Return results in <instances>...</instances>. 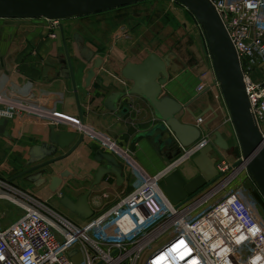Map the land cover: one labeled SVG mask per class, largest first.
Returning a JSON list of instances; mask_svg holds the SVG:
<instances>
[{
	"label": "built area",
	"instance_id": "1",
	"mask_svg": "<svg viewBox=\"0 0 264 264\" xmlns=\"http://www.w3.org/2000/svg\"><path fill=\"white\" fill-rule=\"evenodd\" d=\"M211 1L238 51L251 110L264 135V0ZM43 19L52 30L61 25V19ZM256 71L263 74L262 80L253 77ZM213 73L215 79L204 90L220 89ZM8 93L0 91V117L18 115L29 105ZM202 129V138L183 148L179 157L196 156L214 139L208 129ZM103 146L130 164L111 139L103 140ZM235 162L230 163L227 152L221 150L217 166L223 175L216 184L226 185L241 170ZM148 176L133 175V191L88 219L69 215L0 178V200L23 211L10 224L0 226V264H158L162 257V264H264V211L245 195L250 188L234 190L192 220L190 205L203 192L194 201L176 206L159 185L164 176Z\"/></svg>",
	"mask_w": 264,
	"mask_h": 264
},
{
	"label": "crops",
	"instance_id": "2",
	"mask_svg": "<svg viewBox=\"0 0 264 264\" xmlns=\"http://www.w3.org/2000/svg\"><path fill=\"white\" fill-rule=\"evenodd\" d=\"M147 1L150 0L115 9L127 11L126 8L144 4ZM97 14L101 12L63 19L65 21L61 23L70 43L73 44L74 33L79 32L85 37L86 44L95 51L93 60L84 62L70 44L76 83L72 78L55 77L56 72L62 67L58 59L65 58L66 54L64 48L59 45L60 41L54 35V30L47 26L43 18L31 19L34 20L32 26L25 30L9 29L5 35L0 32V54L4 59V64L0 63V91L11 90L14 93L12 97L29 104L18 115L9 117L7 129L11 137L0 135V175L38 198L52 202L57 208L74 217L77 216L60 204V198L63 195H69L76 200L79 195L89 189L98 167L106 165V161H96L97 151L102 149L112 152L103 146V140L109 138L120 148L130 152L134 135L139 131L150 129L159 122L149 101L138 94H127L122 97L118 102V111H112L106 107L105 102L111 93L126 91L132 86V82L122 76V69L126 63L128 61L141 62L150 53L141 61L132 59L121 62L116 53L121 51L119 46L112 45L109 52L113 53L110 54L113 60L109 59V54L103 56L99 53L100 49L93 44L100 43L98 29L104 27L102 25L104 22L100 21L102 17H91ZM96 20L99 22L96 23ZM170 52H173L177 59V54L174 51ZM155 53L163 57L159 52ZM98 57H103L105 63L95 67ZM176 59L175 61L181 67V63ZM192 67L187 65V69L182 72L181 70L177 73L171 72L169 82L163 87L164 93L171 94L183 103L197 97L198 70ZM205 67L208 79L213 81L215 79L213 67H210L207 62ZM91 71L92 75H90ZM253 77L262 80L263 74L256 71ZM213 94L212 90L206 91L191 103L190 108L199 114L208 109L209 105L214 107ZM178 116L184 122L198 123L187 109L181 111ZM217 118H215V112L210 110L203 117V124L200 125L204 127L205 123L214 120L211 128H215L217 126H214V123ZM51 124H56L58 130L76 131L78 134L83 133L81 128L84 127L89 133L85 134L84 141L71 153L69 151L77 143L78 138L72 146L59 149L55 157L60 159L45 167L47 181L38 186L27 181L24 176H17L29 169L26 163L30 157V147L48 140ZM91 133L96 134L93 136ZM123 149L118 151L124 153ZM131 152L138 163L151 175L164 176L168 170L176 166L188 179L198 173V168L192 160L193 156L185 155L170 160L167 151L159 155L146 140L141 141ZM118 158L122 160L119 156ZM131 171V165L125 163V175L130 176ZM54 178L61 179L56 193L51 191ZM134 183V177L131 174V184ZM223 185H220L218 189ZM210 190L211 188H208L199 198ZM125 193H127L126 185L118 186L115 176L107 175L99 185L94 187L90 195L89 200L94 213L102 212ZM210 196L193 208L207 202ZM14 212L16 209L13 210ZM176 261L179 260L176 259ZM174 263L171 261L170 264Z\"/></svg>",
	"mask_w": 264,
	"mask_h": 264
},
{
	"label": "water",
	"instance_id": "3",
	"mask_svg": "<svg viewBox=\"0 0 264 264\" xmlns=\"http://www.w3.org/2000/svg\"><path fill=\"white\" fill-rule=\"evenodd\" d=\"M141 1L145 0H0V19L47 18L63 20ZM175 1L185 6L195 16L203 30L211 64L230 112L238 145L232 147L224 134L216 129L213 131L214 139L192 159L198 168V173L194 177L186 178L176 166L168 170L159 185L167 198L176 206L189 202L221 180L223 173L219 171L217 164L219 154L221 150H224L227 153H232L236 158L235 167H245L253 178L256 189L253 187L254 189L245 191V195L261 206L264 211V135L251 110L238 51L224 20L211 0ZM54 35L59 38V45L64 48L66 54L65 58L58 59L62 67L56 72L55 77L72 78L76 83L70 54L71 43L65 35L62 24L54 30ZM72 42L74 50L82 61L93 60L95 51L86 44V39L81 33L75 32ZM175 59L176 55L173 52L163 57L152 52L141 62L128 61L122 69V76L132 82V86L126 91L111 93L105 102L107 108L118 111V102L122 97L127 94H138L149 101L159 118V122L150 129L139 131L134 135L130 145L131 151H134L141 141L146 140L156 153L162 155L167 151L169 159L173 160L181 155L183 148L190 147L202 138L203 129L199 121L210 110L215 111L212 105L199 114L190 108L191 103L208 89L187 103L181 102L171 94L164 93L163 87L169 82L171 72H177L179 69V64ZM0 63L4 64L1 54ZM101 64L102 59L97 58L94 66L99 67ZM92 74L91 71L90 75ZM8 94L11 97L14 96L11 91ZM184 109H187L198 123L182 121L178 114ZM213 121H208L204 126L211 130ZM8 122L9 117H0V135L10 138L11 134L7 129ZM77 138V143L69 153L84 141L85 134L58 130L56 124H51L48 140L30 147V157L26 163L29 169L17 177L24 176L31 183L38 186L43 185L47 181L45 167L60 159L55 157L59 149L72 146ZM95 159L98 162L106 161V165L98 167L89 189L79 195L76 200L69 195H63L60 198V204L81 219H88L94 215L89 198L94 187L99 185L107 175L113 174L118 186L126 185L127 193L134 189V185L131 184L132 171L130 176H126L125 164L114 153L99 149ZM53 180L51 189L56 190L61 179L54 178ZM75 253L76 251H73V254ZM76 260L79 262L82 257L78 255Z\"/></svg>",
	"mask_w": 264,
	"mask_h": 264
},
{
	"label": "rangeland",
	"instance_id": "4",
	"mask_svg": "<svg viewBox=\"0 0 264 264\" xmlns=\"http://www.w3.org/2000/svg\"><path fill=\"white\" fill-rule=\"evenodd\" d=\"M125 10L127 11L121 9L108 10L91 16L102 17L100 21L104 22L102 24L104 27L98 29V34L100 35L98 41L100 43H93L100 49L99 53H102L103 56L113 54L111 51L109 52V48L112 45L119 46L121 51H117L116 53L119 57L118 59L123 62L132 59L141 61L152 52H159L165 56L170 51H174L177 54L176 60L181 63L178 71L181 70L180 72H182L186 70L187 65H190L191 68L194 66V69L198 70L197 94L212 84V79H208V74L205 73L206 62L207 64L209 63L210 67L212 64L203 30L195 16L185 6L175 0H150L144 4L132 6ZM33 21L31 19H0V32H3L5 35L9 29L25 30L32 26ZM64 21L60 20L61 23ZM96 21V23L99 22V20ZM44 22L47 23L46 20ZM98 58L102 59L104 65V58ZM109 59L113 60L111 55ZM209 90H212L214 93L212 97L215 105V118L218 117L214 123V126L217 127L209 130V133L213 137V131L218 129L224 134L232 147L238 145L230 112L221 90L214 86L209 88ZM204 128L208 131L205 126ZM227 156L230 159V163L235 162L236 158L232 153H227ZM0 178L5 179L2 175H0ZM243 186L256 189L253 178L247 169L242 167L241 170L233 174L229 183L225 186L223 185L216 192H212L207 202L195 207L191 211L190 218L195 220L200 217L213 206L228 198L234 190ZM51 191L56 193L57 190ZM41 200L57 208L52 202ZM15 209L16 212L13 213ZM22 212V209L16 208L10 201L0 200V226L5 227L7 224H10ZM162 239L158 240V244L163 241Z\"/></svg>",
	"mask_w": 264,
	"mask_h": 264
},
{
	"label": "bare ground",
	"instance_id": "5",
	"mask_svg": "<svg viewBox=\"0 0 264 264\" xmlns=\"http://www.w3.org/2000/svg\"><path fill=\"white\" fill-rule=\"evenodd\" d=\"M208 90H209V88H207ZM206 89V90H207ZM205 91V90H204ZM203 92V91H202ZM201 93V92H200ZM83 131V133L84 134H86V133H89L88 131H87V129L85 130L84 129V127H82L81 128ZM92 134V133H91ZM93 135V134H92ZM119 147V146H118ZM120 148V147H119ZM121 149H123V148H120V149H117V150H121ZM123 150H125V152L124 153H121V154H124L125 155V158L127 159V161H129V163H130V165H131V167H132V175H146L147 177H149L148 175H150L151 176V174H149L139 163H138V161H137V159H136V157L132 154V152L130 151L129 152V150H126V149H123ZM232 175H230L229 177H228V179L231 177ZM227 179V178H226ZM227 179V180H228ZM215 190H213V191H208L207 193H206V195H204L203 197H201V198H199V199H197V200H195L190 206H192L191 208H193L195 205H197V204H199V203H202V202H204L209 196H210V194L212 193V192H215L216 191V189H218L219 188V185L217 184V185H215ZM214 188V187H213ZM173 210H176L175 208L173 209ZM171 211V212H175V211ZM189 251L188 250H186V251H184L183 253H182V256H183V254L185 255V254H187ZM171 263V261H168L167 262V264H170Z\"/></svg>",
	"mask_w": 264,
	"mask_h": 264
},
{
	"label": "snow or ice",
	"instance_id": "6",
	"mask_svg": "<svg viewBox=\"0 0 264 264\" xmlns=\"http://www.w3.org/2000/svg\"><path fill=\"white\" fill-rule=\"evenodd\" d=\"M181 243H183V242H181ZM181 258H183V257H181ZM163 257L161 258V261L160 262H158V264H162V261H163Z\"/></svg>",
	"mask_w": 264,
	"mask_h": 264
}]
</instances>
